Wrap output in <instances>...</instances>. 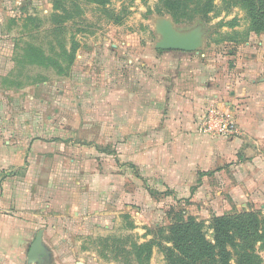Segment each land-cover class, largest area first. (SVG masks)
<instances>
[{
    "label": "rangeland",
    "instance_id": "rangeland-1",
    "mask_svg": "<svg viewBox=\"0 0 264 264\" xmlns=\"http://www.w3.org/2000/svg\"><path fill=\"white\" fill-rule=\"evenodd\" d=\"M167 33L194 49L157 48ZM0 42L9 148L20 158L10 176L31 180L41 216L49 215L43 229L57 227L49 235L57 249L42 264H137L135 247L146 243L145 264H167L159 244L170 246L173 222L192 218L210 239L214 217L264 220V145L238 120L251 96H231L240 81L263 79L253 64L261 63L264 32L251 31L242 6L214 0L207 18L175 23L159 0H0ZM185 72L221 97L187 111L177 86ZM231 121L235 131L220 136ZM185 123L197 136L242 145L176 185L173 165L184 163L176 156L188 153L178 143ZM50 203L89 206L72 218ZM253 255L264 264V241Z\"/></svg>",
    "mask_w": 264,
    "mask_h": 264
},
{
    "label": "crops",
    "instance_id": "crops-1",
    "mask_svg": "<svg viewBox=\"0 0 264 264\" xmlns=\"http://www.w3.org/2000/svg\"><path fill=\"white\" fill-rule=\"evenodd\" d=\"M3 49L4 43L0 42V50L2 51ZM171 52H176L182 55L179 51ZM179 59H181V57ZM258 59L253 66L256 65L257 68L255 71L258 72V77L263 79L260 80L258 78L259 81H256L253 79L252 74L249 75L252 78L249 81L245 80L244 83L240 81V84L241 82L243 84H237L235 87L236 91L231 94V96H233V98H235V96L242 98L244 97V93L242 94V92H245V97L251 96L247 103L249 107L248 105L246 107H240L238 118L239 125L242 132H249V134L252 135L251 137L257 139V142L264 145V119H262L264 116L263 49L260 55L261 63ZM190 75V73L188 74L185 72L182 77L183 80L177 85L178 89L182 91V104H180L184 105L187 111H192V106L195 105L200 107L203 101L205 102L209 97L213 99L221 97L217 91H213L210 88V85H207V87H204L202 84L198 85L197 77L191 78ZM3 77L4 74L2 72L0 73V264H28V250L39 231H42V242L46 245L48 253L51 249H57L56 243L49 239L51 233H57V227H50L52 230L50 228L43 229L42 223L45 222L44 217L49 215L45 212L41 216V208H43L44 204L36 199L34 186L28 189L31 180H28L27 178H18L17 175L14 177L10 176L12 166L19 165L17 162H20V158L16 159V156L14 154L11 156L10 153L8 141L9 120L4 115L6 112H4V110H6V108L3 105L4 96H7L8 92L3 85ZM194 81L196 82L193 83ZM242 88L245 91H241ZM238 92L241 93L238 94ZM251 105H254L255 108L252 107V109ZM183 127L185 132L183 133V136H179L178 143L183 145L185 151L188 153L183 155V159H181L182 155L180 153L176 156L179 160H183L184 162L173 165V171L175 172L173 176L175 179L173 182L176 185H184L187 178L195 176L197 171H209L219 166L220 162H223L228 158H233L232 153H234L235 148L242 145L241 140L239 139L234 141H218L208 137L197 136L194 133V126L188 123H185ZM241 139L244 140L245 146L249 143L246 136L242 135ZM253 143L256 142L253 141ZM176 157H174V161L177 160ZM253 160H259V157H253ZM235 168L240 169V171L242 170L241 167ZM14 169L18 170L19 167H15ZM245 174L248 173L245 172ZM22 196L25 197V200L22 199ZM88 206L89 204H45V207H48L51 210H57L60 212V210L64 209V216L71 214L72 218L74 216H82L81 212L84 214V211H86ZM39 208L40 211L36 212V209ZM76 212H78L79 215L76 214ZM99 217L100 213L97 212L96 221L98 222L101 221ZM96 225L100 227V224ZM47 246H50V248Z\"/></svg>",
    "mask_w": 264,
    "mask_h": 264
},
{
    "label": "trees",
    "instance_id": "trees-1",
    "mask_svg": "<svg viewBox=\"0 0 264 264\" xmlns=\"http://www.w3.org/2000/svg\"><path fill=\"white\" fill-rule=\"evenodd\" d=\"M244 9L255 34L264 32V0H233ZM175 23L207 18L214 10V0H159ZM212 233L208 239L204 225L192 218L173 222L168 227V244L159 247L167 264H257L253 251L264 241V220L252 213L214 217L210 222ZM151 243L135 247L137 264H145L150 256Z\"/></svg>",
    "mask_w": 264,
    "mask_h": 264
},
{
    "label": "water",
    "instance_id": "water-1",
    "mask_svg": "<svg viewBox=\"0 0 264 264\" xmlns=\"http://www.w3.org/2000/svg\"><path fill=\"white\" fill-rule=\"evenodd\" d=\"M156 47L168 51L190 52L194 49V43L189 39H181L171 33H167L164 42ZM48 258L49 253L42 242V231H39L28 250L27 263L42 264Z\"/></svg>",
    "mask_w": 264,
    "mask_h": 264
},
{
    "label": "built area",
    "instance_id": "built-area-1",
    "mask_svg": "<svg viewBox=\"0 0 264 264\" xmlns=\"http://www.w3.org/2000/svg\"><path fill=\"white\" fill-rule=\"evenodd\" d=\"M209 131H213V130L211 128H209ZM234 131H235V125L231 121L227 124H222L221 126H219V128L216 132L219 133L220 136L224 137V136L232 134Z\"/></svg>",
    "mask_w": 264,
    "mask_h": 264
}]
</instances>
